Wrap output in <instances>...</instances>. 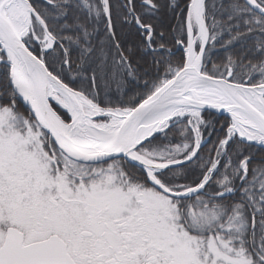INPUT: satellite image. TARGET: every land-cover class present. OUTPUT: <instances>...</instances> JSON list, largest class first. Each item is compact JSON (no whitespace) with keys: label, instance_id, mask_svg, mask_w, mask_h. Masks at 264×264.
Segmentation results:
<instances>
[{"label":"snow or ice","instance_id":"6c2138e0","mask_svg":"<svg viewBox=\"0 0 264 264\" xmlns=\"http://www.w3.org/2000/svg\"><path fill=\"white\" fill-rule=\"evenodd\" d=\"M0 264H264V0H0Z\"/></svg>","mask_w":264,"mask_h":264}]
</instances>
